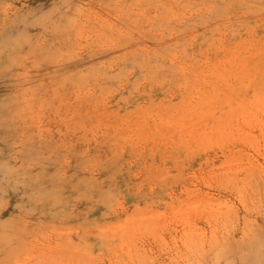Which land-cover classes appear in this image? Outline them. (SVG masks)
Here are the masks:
<instances>
[{"label":"rangeland","instance_id":"rangeland-1","mask_svg":"<svg viewBox=\"0 0 264 264\" xmlns=\"http://www.w3.org/2000/svg\"><path fill=\"white\" fill-rule=\"evenodd\" d=\"M0 264H264V0H0Z\"/></svg>","mask_w":264,"mask_h":264},{"label":"bare ground","instance_id":"bare-ground-1","mask_svg":"<svg viewBox=\"0 0 264 264\" xmlns=\"http://www.w3.org/2000/svg\"><path fill=\"white\" fill-rule=\"evenodd\" d=\"M5 237H6V236H5ZM5 240H7V238H6ZM5 240H4V241H5ZM5 242H6V241H5ZM260 243H262V242H260ZM259 248H260V247H259Z\"/></svg>","mask_w":264,"mask_h":264}]
</instances>
